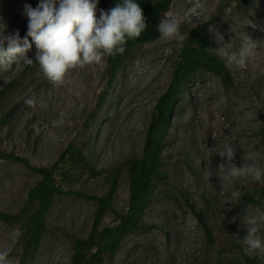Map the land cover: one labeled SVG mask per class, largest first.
<instances>
[{"label": "rangeland", "instance_id": "374dc122", "mask_svg": "<svg viewBox=\"0 0 264 264\" xmlns=\"http://www.w3.org/2000/svg\"><path fill=\"white\" fill-rule=\"evenodd\" d=\"M38 3L0 0V32L19 31L23 39L28 23L24 5L36 8ZM110 6V0H99L97 19ZM166 13L191 17L182 19L181 34L209 21L210 31L219 29L230 50H238L247 34L256 45L255 55L243 69L216 55L232 78L228 89L207 72L187 84L162 149L159 170L164 178L151 188L142 227L125 235L104 263L246 264L244 255L264 264V253L245 254L243 243L246 218L264 214V203L241 200L247 190L261 187V180L248 176L222 183L218 166L227 161L217 154L228 143L236 151L237 167L251 163V154L264 175V0H172ZM210 36L212 49L218 50L214 33ZM183 41L159 38L136 47L110 87L106 56L99 64L69 69L63 82L53 85L35 60L37 49L30 37L26 55L33 64L21 60L7 71L0 68V152L32 167H49L73 143L82 148L95 172L74 167L58 181L63 194L49 206L47 231L32 264H70L73 239L86 238L92 226L95 203L85 196L103 195L110 185L108 175L116 168L120 174L113 211L104 215L100 228L117 225L115 215L125 212L129 195L126 163L141 156L154 104L169 84ZM27 99L35 104L27 105ZM38 179L21 162L0 160V212L18 214ZM189 205L202 214L212 242ZM21 226L0 220V250L10 248V257L17 261ZM257 235L264 240V228Z\"/></svg>", "mask_w": 264, "mask_h": 264}, {"label": "trees", "instance_id": "16d2710c", "mask_svg": "<svg viewBox=\"0 0 264 264\" xmlns=\"http://www.w3.org/2000/svg\"><path fill=\"white\" fill-rule=\"evenodd\" d=\"M110 2L109 10L116 4L122 3L123 0H110ZM135 2L142 9L147 28L138 38L127 39L123 45L126 49L123 54L106 56L105 75L106 84L109 87L136 47L152 43L160 38L157 26L168 11L172 0H135ZM206 48L212 49L209 21L196 25L184 39L169 84L154 104L144 133L141 156L130 158L126 163L129 195L125 212L116 213L118 220L116 226L100 228L104 215L113 211L112 201L120 174V169L116 168L108 175L110 185L103 195L85 196L95 203L92 226L86 238L73 239L70 264H105L104 257L114 255L121 239L142 227L141 216L147 206L151 188L154 182L164 178L159 170L162 149L171 127L172 117L177 109V102L184 94L187 84L197 74L207 72L217 77L223 88L232 87V78L225 65ZM0 160L21 162L39 177L28 191L26 206L18 214L8 215L0 212L1 221L9 224H22L20 227L21 253L18 264H32L42 242L43 234L47 231L45 216L49 206L56 195L63 194L57 184L58 181L66 178L74 167L88 169L91 174L95 172L82 148L76 147L73 143L67 145L49 167H32L26 160L3 152H0ZM261 183L258 189L247 190L241 200L250 204L264 203V175ZM189 208L209 242H212L211 231L204 222L202 214L191 205ZM243 259L246 264H257L256 260L247 256L243 255Z\"/></svg>", "mask_w": 264, "mask_h": 264}, {"label": "clouds", "instance_id": "9594fccd", "mask_svg": "<svg viewBox=\"0 0 264 264\" xmlns=\"http://www.w3.org/2000/svg\"><path fill=\"white\" fill-rule=\"evenodd\" d=\"M98 3L99 0H39L36 8L25 4L23 14L28 20L25 37L21 39L19 31L9 35L0 32V68L7 71L21 60L26 65L33 64V60L26 55L32 47L29 37L37 49L35 60L53 85L61 84L69 69L99 64L105 56L123 54L127 39L138 38L147 28L142 9L135 0H123L108 12L101 10L97 19ZM165 17L157 26L160 39L183 41L187 34H181L180 25L182 19L191 17L187 14L184 18L178 15L169 17L167 13ZM210 32L214 33L215 42L220 47L218 50H206L224 59L227 65L243 69L248 59L255 55L256 45L247 34L241 37L238 50H230L231 45L224 42V35L219 29L212 28ZM25 103L33 106L35 101L27 99ZM240 143L243 145L245 141ZM217 154L227 161L218 166L223 173L222 183H233L248 176L261 180L262 171L251 154V163H243L242 167L233 163L236 151L230 144L226 143ZM237 195L233 193L234 197ZM246 224L247 235L243 239L245 254L264 253V240L257 235L264 228V214L247 217ZM13 234H16L15 229ZM10 253V248L0 250V264H18Z\"/></svg>", "mask_w": 264, "mask_h": 264}]
</instances>
